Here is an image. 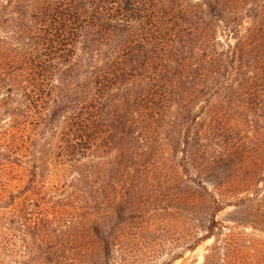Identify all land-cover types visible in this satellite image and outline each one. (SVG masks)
<instances>
[{
  "label": "trees",
  "instance_id": "obj_1",
  "mask_svg": "<svg viewBox=\"0 0 264 264\" xmlns=\"http://www.w3.org/2000/svg\"><path fill=\"white\" fill-rule=\"evenodd\" d=\"M188 1L98 0L88 9L73 0L47 1L42 16L31 15L15 37L3 33L0 76L8 75L14 96L23 94L31 124H49L45 144L73 160L98 152L103 141L117 144L119 164L132 157L146 171L124 175L129 185L156 170L171 185L166 201L133 200L129 211L119 209L117 197L113 206L102 201L106 191L98 185L102 202L83 198L77 207L47 192L31 220L45 243L76 242L81 230L90 231L110 256L111 247L122 250L124 239H137L127 229L148 230L163 218L182 225L187 250L214 238L203 264H264V240L252 238L248 247L237 232L251 219L264 233V77L247 66L240 73L231 48L218 49L217 30L233 32V0H203L204 7ZM97 45L110 49L92 50ZM133 133L136 143L127 150L123 135ZM165 133L184 138L182 157L169 155ZM97 159H89L90 167L105 156ZM89 174L92 180L95 172ZM79 176L75 181L84 180ZM135 186L120 192L131 196ZM228 206L236 208L234 228L216 220ZM6 242L0 239L1 261Z\"/></svg>",
  "mask_w": 264,
  "mask_h": 264
},
{
  "label": "rangeland",
  "instance_id": "obj_2",
  "mask_svg": "<svg viewBox=\"0 0 264 264\" xmlns=\"http://www.w3.org/2000/svg\"><path fill=\"white\" fill-rule=\"evenodd\" d=\"M47 1L58 0H0V39L4 32L10 37H15L16 33H20L19 28L32 19L31 15L36 13L42 16L40 5ZM73 1L76 6L85 5L88 9L87 2L98 0ZM188 2L204 7L203 0ZM230 9L233 15L229 22L233 32L229 34L224 26L217 30L215 36L222 46L218 49L220 51L231 48L235 53L234 60L240 73H242L241 69L247 66L246 69L250 67L251 69L248 70L264 77V0H233ZM109 46L97 45L92 47V50L107 51L110 49ZM6 71L10 78V72L7 69ZM11 87L8 75L0 76V239L2 242L7 241L5 243L7 254L4 260H0V264H108V261H111V264L204 263L208 247L214 243V238L195 245L193 250H187L185 248L187 232L182 225L176 228L167 221L163 224L161 222L163 218L148 230L127 229V235L138 232L137 239L132 240L131 237L124 239L122 250L111 247L110 256L105 255V251L108 253L106 246H103L96 234L90 231L81 230L76 242L45 243L41 240L39 238L41 229L37 226L34 228L31 220L34 211H38L42 195L47 192L49 194L55 192L65 203L77 207L81 206L83 198L101 196L98 201L103 199L104 195L96 192L98 185L106 191L102 201L113 206L112 201L117 197L120 203L122 202L119 209L126 210L128 207L127 211H129L131 209L129 204L133 200L139 202L151 199L149 203H158L157 199V201H166L165 197L168 196L171 185L159 177V171L156 170L141 178L140 183L132 182L136 185V192L131 196L130 194L126 196L123 189L121 193L120 186L127 187L125 191L128 193L131 188L129 186H133V184L129 185L131 184L129 176L124 175L140 177L141 173L146 172L139 165L134 164L132 157H126L122 165L119 164L117 144H108L104 141L98 152H79L74 156V160L61 155L56 149L45 144L44 139L50 136L47 132L49 124L42 122L40 127L31 124L24 106L23 94L19 97L14 96ZM58 116L59 113H56L55 117ZM123 137L125 140L122 142V147L128 150L135 145L134 133ZM163 138L166 139L164 142L167 144L166 150L169 155H173L174 158L182 157L184 138L177 136L173 140L166 133ZM100 156H105L102 163H94L96 169L90 167L92 161L89 159L99 160L97 158ZM90 171L95 172L91 177L92 180L86 177L90 175ZM79 173L85 176L80 182L75 181L80 177ZM203 181L207 183L209 190L214 189L212 179L204 177ZM261 187V192H264V185ZM235 211L234 206H228L218 213L216 220L234 228L233 220L237 219ZM245 221H247L245 227H239L240 231L237 232L242 233L248 239L245 243L248 247H252L251 239L258 238L263 241L264 233L252 228L251 219ZM4 225L9 230L2 233ZM108 229L113 228L110 226ZM115 231H110L113 233L112 236L118 235V231ZM101 232L98 234L99 237H107V231ZM7 233L8 238H5ZM248 241L251 244H248ZM259 255L264 261L263 250Z\"/></svg>",
  "mask_w": 264,
  "mask_h": 264
}]
</instances>
